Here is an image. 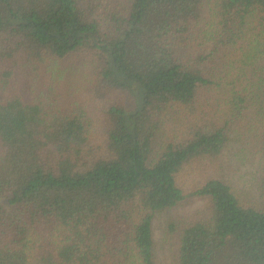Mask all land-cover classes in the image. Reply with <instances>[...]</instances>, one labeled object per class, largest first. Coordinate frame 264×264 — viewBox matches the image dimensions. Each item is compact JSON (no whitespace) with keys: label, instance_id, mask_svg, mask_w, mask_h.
Listing matches in <instances>:
<instances>
[{"label":"trees","instance_id":"1","mask_svg":"<svg viewBox=\"0 0 264 264\" xmlns=\"http://www.w3.org/2000/svg\"><path fill=\"white\" fill-rule=\"evenodd\" d=\"M192 196L175 264H264V0H0V264H157Z\"/></svg>","mask_w":264,"mask_h":264},{"label":"rangeland","instance_id":"2","mask_svg":"<svg viewBox=\"0 0 264 264\" xmlns=\"http://www.w3.org/2000/svg\"><path fill=\"white\" fill-rule=\"evenodd\" d=\"M70 63L71 60L65 61L63 66H68ZM65 80H69L67 72H65ZM39 86L40 85L38 84V87ZM67 88L68 86L65 87V89ZM70 91L73 92L75 97H79V94L76 92L75 88H72ZM224 173L227 175V177H229L227 178L228 180L233 181V183L236 182V189H238L242 194L245 190V196H247L249 200L257 202L259 198L258 192L254 187L253 177L250 178L251 173H247L246 170H237L235 172L233 169H225ZM248 194H250V196ZM245 196L243 198H246ZM209 216V200L208 198L201 196L189 197L185 202L178 205L177 207L157 213L153 219V237L156 246L155 259L157 264H175L176 261L179 233H172L168 231V223L172 222L179 225L181 222L206 220L209 218Z\"/></svg>","mask_w":264,"mask_h":264}]
</instances>
